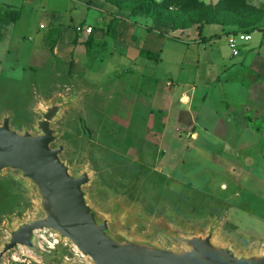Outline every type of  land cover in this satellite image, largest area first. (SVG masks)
Returning a JSON list of instances; mask_svg holds the SVG:
<instances>
[{"label":"rangeland","instance_id":"rangeland-1","mask_svg":"<svg viewBox=\"0 0 264 264\" xmlns=\"http://www.w3.org/2000/svg\"><path fill=\"white\" fill-rule=\"evenodd\" d=\"M8 1L15 6L0 4L4 14L0 17V115L12 114L14 128L31 131L33 118H38L31 112L34 103L55 92L70 95L72 88L81 90L78 108L66 113L55 126L60 132L58 143L68 151L62 158L73 165L88 154L96 176L117 195L127 194L131 199L124 216L136 207L182 225H206L222 215L218 239L240 253L264 248V83L250 81L246 70L235 69L223 76L224 68H218L227 62L232 66L242 56L226 58L222 63L214 59L211 66L200 65L196 74L198 68L181 65L182 53L186 55L182 46L166 44L162 64L148 68L149 75H144L137 63L112 58L102 45L89 56L81 74H68L63 64L54 71L49 46H43L42 40L50 30L61 31L64 23L47 26L46 14L49 9L64 11L63 6L53 0H0ZM198 1L213 8L215 18L227 30L226 38L237 32H252L264 20V0ZM12 10L19 11L14 23ZM130 21L151 26L154 20L130 15ZM41 25L46 30L40 29ZM67 30L66 44L72 28ZM210 47H200L199 58ZM195 74L198 95L187 86L189 83L196 88ZM228 76L233 78L226 79ZM235 78L236 82H249L241 84L242 89L213 88L220 80L229 83ZM157 81L162 86L165 82L167 90L174 86L177 91L171 102L170 122L162 125L159 122L168 112L155 102ZM184 94L191 98L188 104ZM221 99L226 106L223 111ZM205 100L215 115L204 107ZM254 109L259 110L262 120L255 122L261 127L259 133L242 119ZM189 111L196 116L193 127L188 126L194 122ZM34 210L29 194L9 178L0 177V241L8 238L12 224L28 219ZM148 223L135 222V226L143 233ZM40 237L38 254L17 249L4 256L0 264L82 260L69 244L57 245V239L46 233Z\"/></svg>","mask_w":264,"mask_h":264},{"label":"water","instance_id":"water-1","mask_svg":"<svg viewBox=\"0 0 264 264\" xmlns=\"http://www.w3.org/2000/svg\"><path fill=\"white\" fill-rule=\"evenodd\" d=\"M81 96L72 88L70 95L55 92L34 103L31 112L38 118L31 131L19 132L11 125L12 114L0 115V177L29 194L35 209L8 228L0 260L17 249L38 254V237L46 233L82 259L59 264H264V248L240 253L218 239L222 215L206 225H182L136 207L124 216L131 199L96 176L88 154L73 165L62 158L68 151L58 143L55 126L78 108ZM148 221L147 230L138 231L135 222Z\"/></svg>","mask_w":264,"mask_h":264},{"label":"crops","instance_id":"crops-1","mask_svg":"<svg viewBox=\"0 0 264 264\" xmlns=\"http://www.w3.org/2000/svg\"><path fill=\"white\" fill-rule=\"evenodd\" d=\"M53 2H60V6H63L64 8V11L49 9L48 13L46 12L47 26H49L50 24L63 25L64 23L61 31L59 32V36L55 38V42L53 44V52L50 55L52 58L51 61L53 63L54 71L56 70V66L63 64L68 74H81L83 72V69L88 65L89 56L93 53V51L98 47L105 45L108 52L113 54L112 58L116 57L119 60L131 62L134 65L137 63L136 65L141 68V73L146 75V70L148 68L154 66L155 64H162L163 58L161 56L163 54L164 46L166 44H177L181 45L184 49L183 51L186 52L185 56L184 52L182 53L183 57L181 59V65L185 66L184 63H186V65L191 69L198 68L197 70L195 69L196 74L199 71L200 65L204 64L211 66L214 64V59L218 58L220 59V61L225 60L226 58L227 60H233L234 58L242 56V60L236 62L232 66H227L229 64L228 62L227 64L225 63L222 65L221 61V65L218 66V68H224L225 72L223 73V76L229 74V72L235 69H241L249 71L251 75L250 81H252L251 79H255L256 84L260 85L261 83H264V20L259 23V28L252 32H237L248 34L251 38L246 43H238V53L236 56H233L231 50L229 51L227 49V35H225L227 30H225V27L219 24H205L203 26L193 25L185 30L172 31L170 25L160 23L157 20H154L151 26H145L144 24L140 25V23H137L136 21L131 22L130 11L119 10L114 6L104 2V0H53ZM0 4L15 6L13 2L9 1L7 3L0 2ZM61 12L64 14H62ZM19 20L16 22V24L19 22ZM77 27H80L82 29L90 27L92 28V31L89 34L85 31L78 32L76 31ZM67 28H72V31L70 32V41L68 42V44L63 42L64 37H66L68 35L67 33H69V30H67ZM147 28H152L153 33H149L147 31ZM40 29L46 30V27ZM158 34H162V37L158 36ZM46 35L43 36V46L48 45V43L46 42ZM205 44L210 45L211 49H209L208 51H204L201 59L199 58L198 51L200 47L205 46ZM184 47H186V49ZM141 50H145L153 54L154 59L140 57L139 52ZM159 59H162V61L160 62ZM196 74L193 78L196 88L192 87V85L189 83L187 84V86L192 88V93L200 94L199 91L197 92V88H200L198 87V83L196 82ZM233 74V76H236L235 72H233ZM230 78L233 77L228 76L226 79ZM234 80V82L229 83L220 80L218 81L217 85H213V88H217L220 90L228 88L229 90L234 86H238L239 89H242L243 87L241 86V84H246L249 82H236V78ZM161 84L162 83H159L158 81L156 83L157 93L155 96V102L157 103V105L164 107L166 109V112H168L167 114H163L162 116H165V119L162 120L161 118V121L159 122L162 125L165 122H170V116H172L171 102L177 95V91L176 89H174V86L170 89L168 88L167 90V87L164 85L165 82L163 83V86ZM160 90H163V92ZM203 90H205V88ZM251 92L252 90L250 91V93ZM232 96L235 98L236 94L233 93ZM183 97L187 98V103L186 100H183L182 102L181 99ZM183 97L180 99V101L183 104H188L191 98L187 97V95L185 94ZM206 100L204 103V107H207L211 112H213L210 107H208ZM222 101H224V99H221L219 107L223 111L226 106L222 103ZM255 112L258 113L260 117V112L258 109H254L252 114L245 113L244 115H254ZM191 114L192 113H190L189 111V115L193 117V115ZM244 115L242 116L243 120ZM193 118L194 122H190V124L188 125L190 127L197 125L195 123L196 116ZM202 119L199 121L202 125H205V122ZM177 121L178 123L180 122V124H182L179 119ZM248 125L251 130L254 131L251 125ZM194 135H192V137Z\"/></svg>","mask_w":264,"mask_h":264},{"label":"trees","instance_id":"trees-1","mask_svg":"<svg viewBox=\"0 0 264 264\" xmlns=\"http://www.w3.org/2000/svg\"><path fill=\"white\" fill-rule=\"evenodd\" d=\"M104 2L114 6L119 10L130 11L133 18L144 17L160 21L171 26L172 31L185 30L192 25H209L220 24L215 18L214 10L211 6H204L198 0H104ZM13 18L11 22H15L19 17L18 10H12ZM0 17L4 18V14L0 12ZM149 33H153L152 28H147ZM58 37L56 31H48L46 38L50 53L53 52L54 36ZM162 36V34H158ZM140 57L154 59V55L148 51L141 50ZM244 120L252 126L256 132H260V127L255 126V122H259V114L244 115ZM12 125V124H11Z\"/></svg>","mask_w":264,"mask_h":264},{"label":"built area","instance_id":"built-area-1","mask_svg":"<svg viewBox=\"0 0 264 264\" xmlns=\"http://www.w3.org/2000/svg\"><path fill=\"white\" fill-rule=\"evenodd\" d=\"M40 28H43V26H40ZM76 31L81 32V31H85L86 33H91L92 28L87 27L85 29H82L80 27L76 28ZM250 35L245 34V33H237V34H231L226 38L227 41V45L229 47V49L231 50V53L233 56H236L238 53L237 50V45L238 43H246L250 40Z\"/></svg>","mask_w":264,"mask_h":264},{"label":"bare ground","instance_id":"bare-ground-1","mask_svg":"<svg viewBox=\"0 0 264 264\" xmlns=\"http://www.w3.org/2000/svg\"><path fill=\"white\" fill-rule=\"evenodd\" d=\"M42 240H44L43 238H42V236L40 237Z\"/></svg>","mask_w":264,"mask_h":264}]
</instances>
